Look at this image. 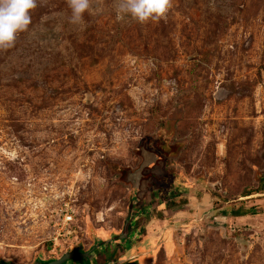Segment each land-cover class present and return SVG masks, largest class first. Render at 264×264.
<instances>
[{
	"label": "rangeland",
	"instance_id": "1",
	"mask_svg": "<svg viewBox=\"0 0 264 264\" xmlns=\"http://www.w3.org/2000/svg\"><path fill=\"white\" fill-rule=\"evenodd\" d=\"M94 7L71 25L38 0L0 50V262L125 233L120 264H264V0H171L145 24Z\"/></svg>",
	"mask_w": 264,
	"mask_h": 264
},
{
	"label": "clouds",
	"instance_id": "2",
	"mask_svg": "<svg viewBox=\"0 0 264 264\" xmlns=\"http://www.w3.org/2000/svg\"><path fill=\"white\" fill-rule=\"evenodd\" d=\"M70 9L68 23L81 25L85 13L97 15L102 9L94 7V0H66ZM116 19L130 18L145 24L159 21L168 13L171 0H115ZM38 6V0H0V50H8L15 46L18 35L29 30L32 24L31 13ZM174 87L175 81H164Z\"/></svg>",
	"mask_w": 264,
	"mask_h": 264
},
{
	"label": "water",
	"instance_id": "3",
	"mask_svg": "<svg viewBox=\"0 0 264 264\" xmlns=\"http://www.w3.org/2000/svg\"><path fill=\"white\" fill-rule=\"evenodd\" d=\"M142 154L144 157L146 155H156L153 152L148 151L144 147H142ZM158 157V155H156ZM151 163L145 162L141 165V167L134 173V181L133 187L131 191V201L134 204L137 200V192L139 190V178L141 174V170L144 166H150ZM100 235H93V243L87 249H82L80 244H77L67 250H65L58 257H49L44 258L42 255H37L31 264H114L115 261L105 260L104 262L97 263L98 252L102 251L104 247L109 244L119 243L122 241V238L125 236V233H121L116 238L106 237L102 243H98V238ZM120 262V260L116 261V263ZM0 264H17L11 260H2Z\"/></svg>",
	"mask_w": 264,
	"mask_h": 264
},
{
	"label": "flooded vegetation",
	"instance_id": "4",
	"mask_svg": "<svg viewBox=\"0 0 264 264\" xmlns=\"http://www.w3.org/2000/svg\"><path fill=\"white\" fill-rule=\"evenodd\" d=\"M130 232V231H129ZM128 232V234H129ZM119 234V233H118ZM118 234H116L115 236H112V238H116L118 237ZM126 237L124 240H122L119 243H114L113 245H110V249L107 250V253L102 251L101 253L98 254V259H97V263H101L104 262L105 260H107V258L109 259H116V260H122L123 259V255L126 253H129L132 249H134V245L130 244V243H126ZM104 241V239L98 240V243H102ZM92 244H90L89 246H91ZM89 248V247H88ZM107 247H105L106 249ZM87 249V248H86ZM107 255H106V254ZM106 255V257H105ZM116 264V263H114ZM120 264V263H117Z\"/></svg>",
	"mask_w": 264,
	"mask_h": 264
},
{
	"label": "trees",
	"instance_id": "5",
	"mask_svg": "<svg viewBox=\"0 0 264 264\" xmlns=\"http://www.w3.org/2000/svg\"><path fill=\"white\" fill-rule=\"evenodd\" d=\"M158 154L160 155V153L158 152ZM169 181L168 180H166V182H164L163 183V185H162V187H161V189H158L157 191H156V196H159V195H162V194H164V193H168L170 190H171V188H170V183H168ZM160 184V183H159ZM154 185H150L149 187H148V189L150 190V191H152L151 190V188L153 187ZM160 186V185H159ZM143 189H144V187L143 186H141V190H139L138 191V194H137V196H140V199H139V201L141 200V194H142V192L141 191H143ZM141 193V194H140ZM249 193H246L245 195H248ZM131 204V203H130ZM137 209V208H136ZM138 212V211H137ZM247 212H244V211H236V213L235 214H237V215H243V214H246ZM133 219H135V216L134 217H132L131 219H130V222L133 220ZM129 222V223H130Z\"/></svg>",
	"mask_w": 264,
	"mask_h": 264
},
{
	"label": "built area",
	"instance_id": "6",
	"mask_svg": "<svg viewBox=\"0 0 264 264\" xmlns=\"http://www.w3.org/2000/svg\"><path fill=\"white\" fill-rule=\"evenodd\" d=\"M72 219V215L69 214L68 212H65L63 215V222L64 224L68 223Z\"/></svg>",
	"mask_w": 264,
	"mask_h": 264
}]
</instances>
